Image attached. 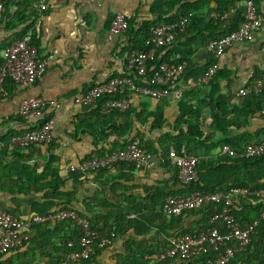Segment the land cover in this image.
Returning <instances> with one entry per match:
<instances>
[{
  "label": "crops",
  "instance_id": "crops-1",
  "mask_svg": "<svg viewBox=\"0 0 264 264\" xmlns=\"http://www.w3.org/2000/svg\"><path fill=\"white\" fill-rule=\"evenodd\" d=\"M166 1L9 0L0 23V46L11 44L18 39L21 31H25L36 37L39 55L48 59L49 64L45 74L35 84L28 87L10 84L5 86L6 95L0 98V211L19 218L56 211V204L47 198L50 192L40 189L43 184L53 182L50 177H44L46 166L51 162L61 182L58 191L74 196L72 207L83 215L86 214L85 203L95 200L98 205L105 202L109 204L102 210L114 214L120 220L123 208L119 205H125L124 199L134 197L137 202H146L153 188H162L166 184L165 192L181 190L182 186L175 182L172 161H166L167 156L163 152L168 147V138H180L187 131L186 126L176 124L180 115V100L201 111L203 139L210 137L211 141L206 144L214 146L207 151L205 146L198 143L193 145L195 156L202 165L205 162L206 166H213L218 158L226 159L219 155L224 138L240 139L242 145L264 140V117H246L250 114H245L248 111L244 105L245 97L237 96L239 90L264 75V22L251 42L232 45L217 61L218 70L229 75L228 78L217 79L218 91L215 96L229 111L222 118L229 123L226 133L217 131L211 125L212 109L208 96L211 89L198 81L199 72L212 62L205 48L207 42L201 40H197L189 64L186 65L183 77L188 78L183 86L187 89L182 90L179 100L172 96L163 100L131 96L128 110L132 109L133 114L130 117L125 115L126 110L110 112L100 102L90 106L74 104L73 100L88 89L127 74L129 70L125 65L126 56L121 57V51L127 49L126 35L111 36L109 40L114 14L122 12L133 19L137 31L142 23L154 19L151 9L155 4ZM40 2L46 4V9L41 12L38 10ZM181 4L188 6L196 18L205 22L213 14L214 3L210 0H180ZM239 7L240 3L229 8L228 15L234 14ZM258 8L264 18V0L258 2ZM180 11L181 8L177 6L170 16ZM29 98H42L45 106L39 115L24 119L17 115V111L21 102ZM157 108L162 109L164 118L159 129L153 126L154 119L151 117ZM111 113L120 116L124 122L132 121L133 127L127 138H118L107 127L112 123ZM44 121L51 122L53 142L50 145H32L27 150L12 149L7 144L1 146L9 137L30 131ZM84 125L103 129L97 127L93 131ZM134 135L149 151L152 168H114L85 175L64 173L66 166L79 165L93 155L111 149L121 150ZM49 203L51 207L44 210ZM152 206H149L150 209ZM160 214V208H152L151 211L135 214V218L141 222H155V217ZM162 220L160 223L155 222L151 235L170 243L181 236L182 230L200 225L196 218H189L180 227H173V231L167 230L166 233L171 235L167 238L157 229L164 225L166 227L167 218ZM37 228H43L47 233H36L38 240L32 246V228L29 240L18 249L0 256V264H42L46 260L47 250L41 246L62 235L61 231H56L55 223ZM127 242H135V238L131 235L114 238L112 246L103 252V263L110 264L112 259L122 257ZM180 263L179 260L175 261V264Z\"/></svg>",
  "mask_w": 264,
  "mask_h": 264
},
{
  "label": "trees",
  "instance_id": "trees-1",
  "mask_svg": "<svg viewBox=\"0 0 264 264\" xmlns=\"http://www.w3.org/2000/svg\"><path fill=\"white\" fill-rule=\"evenodd\" d=\"M214 3V7L212 9L213 14L216 15V19L211 18L208 22H205L203 19L196 18V15L191 13L192 9L185 5H179L180 0H168L163 3L155 4L154 8L151 9V14L154 19L149 22L142 23L138 30L135 31V23L133 19L125 16L128 29L126 33L127 40V49L121 51V57L126 56L125 65L128 67V57L132 51H148L153 45L150 43V29L154 26H162L166 24L176 23L180 20L186 19L187 25L182 33H179L173 44L166 48H160L156 50L154 60L149 63V68H156L161 64H189L190 57L193 53V49L196 46L197 40H201L202 42H208L210 40H218L234 31H237L243 22V8L242 6L236 8L234 14L228 15V10L231 7H236V4L240 3V0H210ZM260 0H255V5L257 8V12L261 14L258 8V2ZM9 2V1H8ZM7 2V3H8ZM7 5V4H6ZM5 5V6H6ZM179 6L181 8L180 13H175L173 16H170L172 11H175L176 7ZM178 11V10H177ZM212 14V13H211ZM227 14V18L225 20H221V16ZM2 22V20H1ZM0 22V23H1ZM190 22V23H189ZM29 35L31 38V43L37 47L39 53L38 42L36 41V37L30 33H26L25 31H21L18 34V39H22L24 36ZM16 41V40H15ZM13 41V42H15ZM12 42V43H13ZM11 43V44H12ZM10 45V44H9ZM9 45H1L0 51L7 48ZM210 55V54H209ZM40 56V55H39ZM211 56V55H210ZM212 62L206 67V69L199 72L198 78L200 79L207 70L216 62V60L211 56ZM127 74L124 73L118 77H129L131 78L136 85H145L141 79L136 75L135 71L127 70ZM185 72V70H184ZM183 72V74H184ZM151 73L149 72L148 75ZM228 74L225 72H221L220 70H216V73L210 80V83L207 87H210L211 91L209 96L210 99V108L212 109V123L211 125L215 127V129L219 132L226 133L227 125L229 124L222 118L226 117L229 111L221 105L216 96V90L218 91V87L216 85L217 79L228 78ZM264 76V75H263ZM261 76L259 80L263 78ZM188 77H180L178 82L171 86V91L175 89L185 90L183 82ZM198 79V81H199ZM14 85L10 80L5 81V86ZM94 87V86H93ZM86 92V91H85ZM84 92V93H85ZM131 96L142 97L138 94H134L128 90L123 92H119L112 97H103L99 99L97 102H100V105L104 107L105 100L113 99V100H123L126 99L130 102ZM96 102V103H97ZM95 103V104H96ZM131 103V102H130ZM129 103V107H130ZM94 105V104H93ZM244 105H246L247 110L245 114H250L248 116L258 115L260 117H264L261 114V111L264 110V96L263 95H250L245 97ZM214 106V107H213ZM125 115L130 117L133 114L132 109L128 110ZM180 115L179 119L176 121L178 126H186L187 131L186 134L182 133L180 138H168L167 145L168 147L163 149V152L166 153V161H168V153L170 150L179 151L182 147L185 148L189 155L195 156L196 153L193 151V145L195 143L200 144L201 146H205L207 151H210L214 148L206 144L208 141H211L209 138L203 139V132L200 129V121H201V111L198 108L191 107L185 103L184 100H180L178 104ZM105 108V107H104ZM106 109V108H105ZM110 112H115L113 109H106ZM126 116V117H127ZM137 117L138 114L135 113ZM151 117L154 119V127L161 128L164 123L163 111L160 108H157L156 112L151 114ZM110 123L107 127L114 131V134L118 138H127L131 129H132V121L124 122L120 116L114 115L111 113ZM195 118V120L193 119ZM46 124V121L34 126L32 130L40 129ZM100 124V123H99ZM98 124V125H99ZM103 125V124H102ZM89 130H95L99 126L95 125H84ZM103 129L102 127H99ZM53 137V135H52ZM137 137L134 135L131 137V140L126 144L124 148H126L129 144H131ZM139 140V139H137ZM263 141V140H262ZM261 141V142H262ZM53 142V140H52ZM51 142V143H52ZM49 144H39V145H50ZM140 146L143 149L141 141L139 140ZM258 143H246L242 145L240 139L237 140H229L224 138L221 142V147L224 145L229 146L236 156L234 157H226V159L218 158L215 165H208L203 162V165L198 162L197 171L199 174V182L192 183L190 185H181L176 179V170H175V182L182 186L179 191L165 192L164 190L167 188V184L164 187H155L153 188L150 197L148 196L146 202H137L134 197L129 199H124L125 205H119L123 208L122 218L119 220L117 216L112 213H105L102 208L107 204L106 202L103 205L96 204L97 201L93 200L91 202L85 203L86 214L83 215L79 213L72 207V201L75 200V197L69 194L62 193L58 191L59 185L61 182L58 179L57 172L54 169V163L51 162L46 166V171L44 172V177H50L53 182H47L40 186L41 190H48L50 192L47 195L49 200L53 201L57 206L56 211H74L80 218H84L87 220L89 224V228L92 231H95L100 237L108 238L112 241L116 237L131 235L135 238V242H127L125 245V254L122 257L114 258L110 261V264H175L177 258H163L161 259V255L164 254L172 247V243L166 242L164 240L155 239V236L151 235L152 229L155 228V222H162V219L167 218V225L165 227L161 226L159 229V233L164 236L171 237L170 234L166 233L167 230L173 231L175 226L180 227L182 222L189 218H196L197 224L199 223V227L195 226L189 230H182L179 235H183L186 233H196L198 229H204L212 226L210 224V218L216 212L221 210L222 205L209 204L203 206L197 210L184 212L179 217H168L160 214V216H156V221H145L141 222L135 217L130 218L131 215L140 214L141 211H151L153 208H161L164 200L169 196H188L194 192H201L204 194H213L216 192H226L232 188H240L245 189L249 195L246 196L242 201L241 205L237 207L233 216L239 224L250 223L254 220H258L262 210L264 209V200L258 198L257 194L260 190L264 189V155L258 158H240L239 154L242 153L245 145L247 144H259ZM122 148V149H124ZM115 149V147H114ZM27 150V149H26ZM147 150V149H146ZM114 151L111 149L110 153ZM148 151V150H147ZM149 152V151H148ZM97 154V156L103 155ZM89 157L88 159H90ZM126 167L130 168H138L135 164H127L121 163L116 165L114 168L123 169ZM131 169V170H132ZM203 170V171H202ZM100 171H108L107 169ZM99 172V171H98ZM76 178V177H75ZM175 183V184H176ZM173 184V183H172ZM174 184V185H175ZM176 186V185H175ZM56 202V203H55ZM150 205H153L150 209ZM118 206V207H119ZM51 207V204L45 205L44 210H47ZM113 208V206H111ZM47 212L48 213H55ZM38 214V215H44ZM88 215H91L88 216ZM114 219H117L115 223H113ZM50 224V223H49ZM37 227L40 225H36ZM33 227L32 231H34V235L30 241V243L34 246L36 243V233L43 235L45 229ZM56 231L60 232L61 235L58 238H54L50 241L49 244L41 246V248L47 250L46 260L42 262V264H60L62 260V256L70 253L71 251H75L77 249V242L79 240L80 230L79 227L70 221L56 222L55 223ZM222 232V228L219 229ZM38 231V232H37ZM177 237L179 236L176 234ZM176 237V236H174ZM69 243H73L74 247H68ZM231 246V245H230ZM110 248V247H108ZM106 248V249H108ZM94 255L89 257L87 260L73 263V264H104L102 259L103 252L105 249H94ZM214 253L202 254L199 253L196 259L190 261H180V264H200L205 259L214 258ZM229 264H264V221H262L258 228L256 234L251 238L250 244L246 247L245 250L237 253L231 259Z\"/></svg>",
  "mask_w": 264,
  "mask_h": 264
},
{
  "label": "built area",
  "instance_id": "built-area-1",
  "mask_svg": "<svg viewBox=\"0 0 264 264\" xmlns=\"http://www.w3.org/2000/svg\"><path fill=\"white\" fill-rule=\"evenodd\" d=\"M9 0H0V22L5 12V5ZM243 8V22L239 29L218 40H210L205 44L206 51L216 62L199 79V83L208 86L210 80L218 69L217 61L225 51L234 44L251 42L256 32L263 25L264 18L257 12L255 0H240ZM46 9V4L40 2L38 10ZM211 18L216 19L215 14ZM227 14L221 16L225 20ZM187 25L186 19L176 23L154 26L150 29V43L153 45L148 51H132L128 57V69L135 71L136 75L145 85H136L129 77H115L107 83L88 89L73 101L76 105L90 106L103 97H112L119 92L128 90L134 94L152 100H163L170 96L179 100L182 96L180 89L171 91L185 70V64H161L156 68H149V63L154 60L157 49L166 48L173 44L176 36L182 33ZM128 29L125 15L116 12L111 20L110 36L123 35ZM49 60L39 56L38 49L31 43L29 35L16 40L7 48L0 51V98L6 95L5 81L8 79L13 84L28 87L37 82L46 72ZM151 73L148 75V73ZM250 95L264 96V77L252 82L244 89L239 90L238 97ZM104 107L113 110H125L129 107L126 99L117 101L105 100ZM45 106L42 98H29L19 105L17 115L21 118H30L39 115ZM264 116V110L261 111ZM53 140L51 122L42 128L30 130L23 134L13 135L1 146L7 144L12 149L26 150L32 145L49 144ZM222 157H235L234 151L227 145L219 150ZM264 155V140L259 144L245 145L240 158H258ZM169 159L176 170V179L181 185H190L199 182L197 164L199 158L189 155L184 147L179 151L170 150ZM121 163L135 164L141 169L153 167L151 155L146 149L141 148L139 140H134L126 148L114 150L110 153L97 156L93 155L79 165H70L64 168L65 174H89L107 169L113 170ZM245 189L232 188L226 192L204 194L194 192L188 196H169L161 208L160 213L168 217H179L184 212L197 210L209 204L222 205L221 210L210 218L212 226L199 229L196 233H186L172 242V247L161 255L163 258H177L179 261L195 260L199 253H214V258L205 259L200 264H229L235 254L243 251L250 244L251 238L256 234L259 224L264 221V209L258 220L250 223L239 224L233 216L234 210L241 205V201L248 196ZM264 200V189L257 194ZM131 215L130 218H134ZM70 221L80 230L77 249L63 255L60 264H73L94 255V249H106L112 246L108 238L100 237L89 228L86 219L80 218L74 211H56L44 215L32 214L27 218H19L11 213L0 211V256L6 255L29 240V231L36 225ZM222 228V232L219 230ZM231 245V246H230ZM73 248L74 244L69 243Z\"/></svg>",
  "mask_w": 264,
  "mask_h": 264
}]
</instances>
